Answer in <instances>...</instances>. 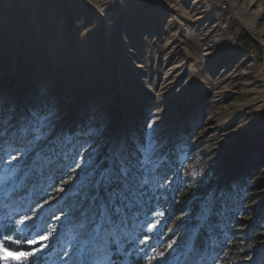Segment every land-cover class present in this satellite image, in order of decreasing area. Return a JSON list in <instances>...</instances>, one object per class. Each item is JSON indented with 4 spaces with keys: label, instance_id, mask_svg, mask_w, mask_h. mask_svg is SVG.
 Returning a JSON list of instances; mask_svg holds the SVG:
<instances>
[{
    "label": "rangeland",
    "instance_id": "1",
    "mask_svg": "<svg viewBox=\"0 0 264 264\" xmlns=\"http://www.w3.org/2000/svg\"><path fill=\"white\" fill-rule=\"evenodd\" d=\"M168 1L176 13L142 0H0V166L19 168L0 198V242L9 251H29V239L55 229L36 264H82L73 196L57 189L75 183L65 166L78 142L92 139L77 130L92 128L133 151L149 137L155 145L142 204L105 264H264V111L252 104L264 87L263 49L226 0H203L194 24L185 4ZM174 18L186 21L183 31ZM200 29L210 30L213 64L203 63ZM137 64L143 74L132 72ZM172 67L178 83L160 94ZM227 74L239 76L217 100L215 83ZM38 106L55 112L57 132L73 139L31 171L12 161L19 153L8 145L19 146L21 118ZM26 213L32 220L17 225ZM157 253L166 259H152Z\"/></svg>",
    "mask_w": 264,
    "mask_h": 264
},
{
    "label": "snow or ice",
    "instance_id": "2",
    "mask_svg": "<svg viewBox=\"0 0 264 264\" xmlns=\"http://www.w3.org/2000/svg\"><path fill=\"white\" fill-rule=\"evenodd\" d=\"M149 128L152 127L150 123ZM3 132L0 131V136ZM76 136L91 137L83 142H78L72 163L67 164L66 169L77 173L73 178L75 183L64 180L71 186L66 190L63 187L57 191L72 193L73 202L71 211L75 213L74 226L79 234L80 255L82 264H105L104 258L109 256L113 247L119 244L122 237L127 235L129 220L134 218V209L142 204V197L146 186L150 183V171L148 165L153 163L152 154L155 145L149 137L147 145H138L133 151L126 141H104L102 133L92 128L77 130ZM73 137L57 132L56 113L46 106H38L21 118L19 140L17 146L14 143L8 145V150L19 153L12 155L20 167L29 166L31 171H39L45 163L58 156L54 145L58 146L65 140ZM81 149L87 150V156H83ZM0 150L3 144L0 142ZM51 154V155H49ZM76 157H80L83 163H77ZM23 161V163H21ZM19 168L0 166V198L10 189L8 184L15 178ZM11 190H15L14 188ZM47 202V201H45ZM29 211H32L29 209ZM212 212L211 198L202 206L201 220L207 218ZM163 216V213H158ZM31 215H21L16 220L19 226H25L31 221ZM159 221L151 224L148 231H153ZM55 229H49L45 234L37 233L36 237L28 240L31 248L29 251H9L4 242H0V261L3 264H36L37 253L43 252L51 233ZM10 238L5 236V241ZM175 240L168 243L172 248ZM39 244V247H31ZM166 259L164 253H157L152 259ZM151 264V262H149Z\"/></svg>",
    "mask_w": 264,
    "mask_h": 264
},
{
    "label": "bare ground",
    "instance_id": "3",
    "mask_svg": "<svg viewBox=\"0 0 264 264\" xmlns=\"http://www.w3.org/2000/svg\"><path fill=\"white\" fill-rule=\"evenodd\" d=\"M142 1H144V3L147 5L160 6L171 13H176L178 10L177 4H175L174 2H169L168 0H142ZM179 1L182 4H185L187 7V12H188V16L186 17L187 24L190 23V21L194 24L195 22L199 23V21L202 20V18L194 19V17L198 14L204 13V11H202L203 9L201 10L203 0H179ZM226 1L231 9L234 18L238 21L241 27L253 38V40L256 41L261 46L264 52V0H226ZM137 11L138 13L141 12L142 14H145L146 12L142 8H138ZM107 16L109 15L107 14ZM73 18H75V15L70 14L68 18L69 19L68 22L72 21ZM174 20H175V25H177V31L178 32L181 30L183 31L184 27L186 26V21L183 22L175 18ZM12 21L15 22V20ZM197 34H198L197 40L200 42L201 46L203 47L202 48V56L204 59L203 63L213 64V61L216 59V56L212 49L213 45L211 44L210 41V30L203 31L200 29L198 30ZM131 55L133 56V59L137 57V55L134 52H132ZM135 68L136 70H132V72L135 73V75H140L143 74V72H145L143 65L141 66L137 64L134 66V69ZM170 69H174V70H170ZM170 69H169L170 71L165 75L166 80L164 81L161 87L160 94H164V95L168 94L173 90L175 85L178 83L179 79H176L177 77L175 76L178 75L179 73L174 75V73L176 72L175 67H172ZM0 72L3 71L1 70ZM238 76L239 74H234V76L232 75L231 77H228L227 74L226 77L219 79L218 83L217 84L215 83L214 86V90H213L214 98L218 100V98L224 97L225 94L230 91L229 90L230 86L235 82ZM263 82H264V77H263ZM244 83L250 84L247 79H245ZM255 97L257 98V100L252 101V104L255 105L256 108L258 109L260 108L264 111V87L260 90V94Z\"/></svg>",
    "mask_w": 264,
    "mask_h": 264
},
{
    "label": "trees",
    "instance_id": "4",
    "mask_svg": "<svg viewBox=\"0 0 264 264\" xmlns=\"http://www.w3.org/2000/svg\"><path fill=\"white\" fill-rule=\"evenodd\" d=\"M208 221H211V218L208 217V218L205 220V222H204V224H203V227H205V225H206V223H207ZM202 232H203V230H201L200 234L198 235V237H197V239H196V241H195V244H198V240H200V239L202 238ZM186 257H191V254L187 255ZM188 261H189V260H187L186 262L184 261V264H188ZM142 263H143L142 258H138V259H136L135 261H133V264H142Z\"/></svg>",
    "mask_w": 264,
    "mask_h": 264
}]
</instances>
